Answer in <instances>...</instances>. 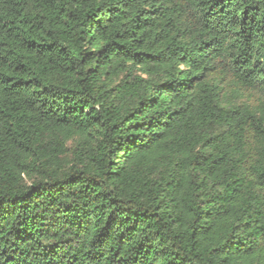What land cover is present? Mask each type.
<instances>
[{
  "label": "trees",
  "instance_id": "obj_1",
  "mask_svg": "<svg viewBox=\"0 0 264 264\" xmlns=\"http://www.w3.org/2000/svg\"><path fill=\"white\" fill-rule=\"evenodd\" d=\"M0 264H264V0H0Z\"/></svg>",
  "mask_w": 264,
  "mask_h": 264
}]
</instances>
